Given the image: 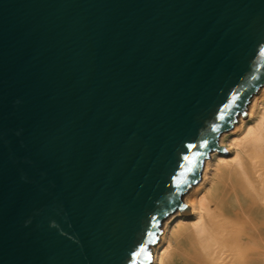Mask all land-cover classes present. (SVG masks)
Segmentation results:
<instances>
[{
    "label": "water",
    "instance_id": "95a60500",
    "mask_svg": "<svg viewBox=\"0 0 264 264\" xmlns=\"http://www.w3.org/2000/svg\"><path fill=\"white\" fill-rule=\"evenodd\" d=\"M263 84L264 0H0V264L150 262Z\"/></svg>",
    "mask_w": 264,
    "mask_h": 264
},
{
    "label": "bare ground",
    "instance_id": "6f19581e",
    "mask_svg": "<svg viewBox=\"0 0 264 264\" xmlns=\"http://www.w3.org/2000/svg\"><path fill=\"white\" fill-rule=\"evenodd\" d=\"M219 144L183 195L190 212L164 219L147 264H264V84Z\"/></svg>",
    "mask_w": 264,
    "mask_h": 264
},
{
    "label": "snow or ice",
    "instance_id": "6c2138e0",
    "mask_svg": "<svg viewBox=\"0 0 264 264\" xmlns=\"http://www.w3.org/2000/svg\"><path fill=\"white\" fill-rule=\"evenodd\" d=\"M185 159H187V157Z\"/></svg>",
    "mask_w": 264,
    "mask_h": 264
}]
</instances>
